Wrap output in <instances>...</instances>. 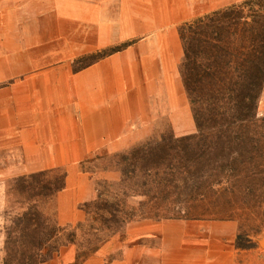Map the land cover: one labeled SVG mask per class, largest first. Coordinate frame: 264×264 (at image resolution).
<instances>
[{
    "label": "crops",
    "instance_id": "1",
    "mask_svg": "<svg viewBox=\"0 0 264 264\" xmlns=\"http://www.w3.org/2000/svg\"><path fill=\"white\" fill-rule=\"evenodd\" d=\"M236 1L0 0V175L63 166L62 197L74 188L83 196L88 182L77 163L150 136L151 91L165 97L173 86L177 94L184 88L187 99L182 23ZM126 42L75 70L77 58ZM169 120L177 136L193 131L170 111ZM139 122L146 125L139 129ZM133 129L143 134L125 142ZM77 175L82 180L74 185ZM73 204L68 202L69 217ZM95 254L82 264H126Z\"/></svg>",
    "mask_w": 264,
    "mask_h": 264
},
{
    "label": "rangeland",
    "instance_id": "2",
    "mask_svg": "<svg viewBox=\"0 0 264 264\" xmlns=\"http://www.w3.org/2000/svg\"><path fill=\"white\" fill-rule=\"evenodd\" d=\"M127 45L128 42L119 46L124 48ZM92 58L83 59L76 67ZM181 91L182 94L175 93L173 86L170 92L166 90L165 97L159 90L151 91L149 103L153 112L148 115L147 127L151 132L148 138L125 144L116 151L93 154L77 163L88 182L87 192L83 196L80 197L77 188H74L63 198L62 194L67 189L65 185L52 199L32 201L59 224L74 230L80 222H86L87 214L83 209L85 202L96 200L99 192L117 188L121 190V196L136 207L138 215L152 214L154 217L138 216L102 233H94L86 224L82 232L78 230L77 242L63 245L42 264L64 262L73 253L74 261L68 264H82L100 252L101 257L109 262L123 260L126 264H264V149L258 157L259 166L248 168V164L240 163H251L244 148H239L236 142L229 143L225 138L212 139L215 131L212 136L207 133V138L195 139L190 146L176 141L177 138L198 131L189 98L186 99L184 88ZM169 111L171 115L177 116L178 121H185L193 131L177 136L174 123L169 120ZM257 123L264 135V86L259 99ZM144 125L139 122V129ZM245 129L238 127L235 131L243 134ZM219 130L216 131L218 134L227 136L225 131ZM139 134H143L142 130H129L125 142L131 140L129 137ZM215 140L219 143H215ZM142 144H151L158 151L156 161L160 162L165 175L170 171L173 180L167 179L166 187H153L154 191L165 189V192L162 199L146 211L141 205L146 197L124 195L127 189L119 187L122 170L129 174L133 168L134 157H129L128 153ZM184 151L190 156H185ZM172 153H175L174 156ZM171 166L172 170L169 169ZM67 173V169L61 166L51 169L45 179L53 180L64 174L67 179ZM17 177L0 175V236H3L0 264H3L6 255L5 228L12 224L27 205L21 202L23 197L14 188V179ZM80 180L82 178L77 175L73 184L78 185ZM138 180L142 185L144 178L141 174ZM71 200L74 202V214L69 217L68 202ZM61 212L67 213V216L60 218ZM105 238L107 240L101 245V240Z\"/></svg>",
    "mask_w": 264,
    "mask_h": 264
},
{
    "label": "trees",
    "instance_id": "3",
    "mask_svg": "<svg viewBox=\"0 0 264 264\" xmlns=\"http://www.w3.org/2000/svg\"><path fill=\"white\" fill-rule=\"evenodd\" d=\"M179 34L184 48L180 73L198 131L176 141L190 146L195 139L207 138V133L211 135L215 131L212 139L225 138L244 148L251 163L241 161V164H248V168L259 166L258 157L264 149V135L257 123L264 86V0H244L206 13L182 24ZM121 49L123 46H117L80 57L75 60V69L80 70ZM87 57L93 58L76 67ZM238 127H246L245 133H237ZM219 129L227 136L218 134ZM215 143L219 142L215 140ZM150 145L142 144L128 153L129 157H134L133 168L129 174L122 170L119 184L120 188L127 189L124 195L146 197L141 201L145 211L153 208L165 192V189L154 191L153 187H166L167 179L171 178L170 171L167 176L162 171L160 162L156 161L158 151ZM184 155L190 156L186 151ZM169 169L172 170V166ZM49 171L14 179V188L23 197L21 202L27 205L5 228L3 264H42L63 245L77 242L78 230L82 232L86 224L94 233H102L140 216L136 207L121 196V190L110 188L99 192L96 200L84 203L85 224L80 222L74 230L64 227L32 202L52 199L65 188L66 174L53 180L45 179ZM139 174L144 178L142 185ZM142 216L154 217L152 214ZM106 240H101L100 244Z\"/></svg>",
    "mask_w": 264,
    "mask_h": 264
},
{
    "label": "clouds",
    "instance_id": "4",
    "mask_svg": "<svg viewBox=\"0 0 264 264\" xmlns=\"http://www.w3.org/2000/svg\"><path fill=\"white\" fill-rule=\"evenodd\" d=\"M0 224H2V221H0ZM2 241H3V236H0V247H2Z\"/></svg>",
    "mask_w": 264,
    "mask_h": 264
}]
</instances>
